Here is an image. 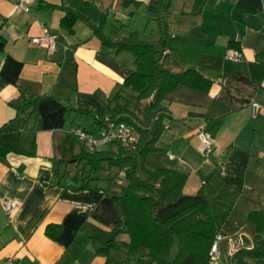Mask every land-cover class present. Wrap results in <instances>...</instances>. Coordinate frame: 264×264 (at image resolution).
Listing matches in <instances>:
<instances>
[{
    "label": "crops",
    "instance_id": "1",
    "mask_svg": "<svg viewBox=\"0 0 264 264\" xmlns=\"http://www.w3.org/2000/svg\"><path fill=\"white\" fill-rule=\"evenodd\" d=\"M43 28L57 35L54 51L29 42ZM229 48L240 51L238 62L225 58ZM141 61L209 82L160 97L165 130L155 140L144 134L152 96L124 85ZM113 118L151 141L136 162L139 178L171 171L185 178L183 195L202 191L210 208H233L227 230L224 221L214 225L229 241L219 242L218 263L234 264L252 249L249 213L264 209V0H34L28 13L0 0V262L134 264L122 206L112 199L126 185L123 172L100 163L89 173L77 162L87 150L71 135L82 128L97 136ZM199 134L214 144L208 156L198 151ZM80 165L87 169L78 175ZM104 170L114 172L90 176ZM4 200L20 203L11 216Z\"/></svg>",
    "mask_w": 264,
    "mask_h": 264
},
{
    "label": "trees",
    "instance_id": "2",
    "mask_svg": "<svg viewBox=\"0 0 264 264\" xmlns=\"http://www.w3.org/2000/svg\"><path fill=\"white\" fill-rule=\"evenodd\" d=\"M122 47L135 49L137 57L141 59L136 48L128 45ZM147 50L146 47L143 51L147 53ZM142 63L141 61L138 64L139 71L126 79L124 85L136 89L140 94L139 98L152 96L148 103L150 125L144 134L150 132L155 140L165 130L161 121L163 116L157 106L160 97L177 85L205 88L209 82L203 80L194 70L172 74L156 69V62ZM147 65L155 71L158 83H155L153 73ZM106 122L104 120L103 126ZM131 125L134 127L133 122ZM144 134H141V139ZM150 144L151 141L141 143L138 140L133 150L117 144L120 148L117 156L100 151H87L77 162L84 161L90 168L89 173L99 169L100 163H106L108 167H116L123 172L126 185L120 196H113L112 199L118 200L122 206V230L129 237L127 247L134 251V264H211L209 251L217 232L209 202L202 191L194 195H183L185 178L174 172L161 169L146 172L145 179L139 178L136 174V162L152 149ZM5 154L0 149V157ZM80 171L77 170L78 175ZM247 219L254 225L252 249L240 250L235 254L234 264H247L246 258H264V209L252 211Z\"/></svg>",
    "mask_w": 264,
    "mask_h": 264
},
{
    "label": "built area",
    "instance_id": "3",
    "mask_svg": "<svg viewBox=\"0 0 264 264\" xmlns=\"http://www.w3.org/2000/svg\"><path fill=\"white\" fill-rule=\"evenodd\" d=\"M34 0H17L18 8L25 13L30 11V6ZM56 39L57 35L51 33L47 28L42 29V34L40 36L30 38L29 42L33 46L46 48L49 51H54L56 49ZM168 51H164L163 55L165 56ZM225 58L231 62H238L241 58V53L239 50L229 48L226 51ZM253 112L256 114L257 104L253 103ZM167 129L169 126L166 127ZM71 135L77 140L88 152H95L102 146H108L112 144H119L130 150H133L136 147L138 142V137L135 131V128L125 122L118 119L109 120L105 123L102 130L97 136L92 135L82 128L74 129L71 132ZM200 143L198 146V151L204 155L208 156L213 149V142L206 138L204 135H198ZM121 176L123 173L120 174ZM20 203L14 200H4L2 202V208L7 216H11L18 208ZM221 236L218 234L215 236L214 241L211 245L209 251V258L211 264H217L220 260V250H219V241ZM0 264H15L13 258H8Z\"/></svg>",
    "mask_w": 264,
    "mask_h": 264
},
{
    "label": "rangeland",
    "instance_id": "4",
    "mask_svg": "<svg viewBox=\"0 0 264 264\" xmlns=\"http://www.w3.org/2000/svg\"><path fill=\"white\" fill-rule=\"evenodd\" d=\"M79 169L81 170L82 172V169H84V171L86 172L85 169H87L85 166L83 165H80L79 166ZM111 172H114L113 170H111ZM110 171H107V170H104V171H101L99 172L98 174H90L91 177L93 176H99L102 178L103 177H106L108 175H112L113 173H111ZM138 175L143 177V173L140 169H138ZM233 208H231L230 206H224L223 204H217L215 202H213L212 206H211V211H212V220H214V224H216V228H218L219 226L222 225V222H219V221H224L225 225H226V230L228 229L229 226H231V224H233L231 221H228V220H225L227 217H228V214H231V211H232ZM241 226L244 225V226H248L249 228L253 227L252 224L250 223H240ZM221 236V240L219 242H223L224 241V237L222 236L223 234H219ZM237 239V238H236ZM229 241H226V242H223V244L225 243H228ZM220 244V243H219ZM174 251H172L173 253Z\"/></svg>",
    "mask_w": 264,
    "mask_h": 264
}]
</instances>
